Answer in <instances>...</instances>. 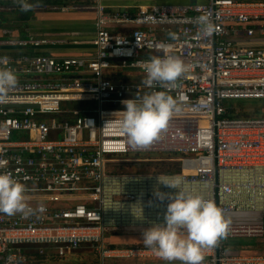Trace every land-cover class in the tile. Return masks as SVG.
Listing matches in <instances>:
<instances>
[{"label": "built area", "instance_id": "built-area-1", "mask_svg": "<svg viewBox=\"0 0 264 264\" xmlns=\"http://www.w3.org/2000/svg\"><path fill=\"white\" fill-rule=\"evenodd\" d=\"M103 1L88 6L95 15L94 37L83 57L37 54L66 44L61 39L0 37V60L7 59L0 68L18 78L8 102L0 104V173L24 184L30 208H45L27 218L0 213V264H29L32 254L62 259L82 249L97 254L101 264H168L145 245L122 247L111 239L118 227L163 223L169 201L155 192L175 195L179 189L158 177L178 181L185 196L214 201L224 216L264 213V118L229 117L238 112L226 105L264 100V47L241 43L264 38V0H193L138 6L133 13L108 11ZM15 8L20 11L16 0H0V11ZM71 8L34 9L68 13ZM203 14L215 29L207 37L196 23ZM15 51L19 55L5 54ZM168 56L179 57L189 72L175 88L145 86L141 62ZM153 91L182 96V110L158 140L132 148L121 132L122 102ZM150 154L177 155L168 161L179 163L180 173L108 171L124 160L110 157ZM238 238H264L263 221L230 223L227 238L205 250L203 264H264V254L224 251L227 241Z\"/></svg>", "mask_w": 264, "mask_h": 264}, {"label": "clouds", "instance_id": "clouds-1", "mask_svg": "<svg viewBox=\"0 0 264 264\" xmlns=\"http://www.w3.org/2000/svg\"><path fill=\"white\" fill-rule=\"evenodd\" d=\"M21 11L34 10L38 3L29 0H16ZM200 35L207 37L214 32V24L208 14L196 18ZM177 39L175 33L169 34ZM7 59L0 60V64ZM146 76L142 83L149 87L159 85L163 88H175L177 81L189 72L190 66L176 56L164 58L151 57L142 61ZM18 84L16 74L8 68H0V104L9 100L8 91ZM183 97L174 98L168 91H153L136 99H127L122 103L121 132L126 143L132 148L151 145L166 130L174 113L183 107ZM159 182L172 189H179L175 195L155 192L160 200H168L163 223L155 224L143 232L144 245L160 260L172 264H203L205 250L211 249L218 241L228 236L230 221L226 220L223 211L212 200L200 196H185L178 181L163 180ZM25 186L13 178L10 173H0V213L7 215L22 214L25 218L44 212L41 205L32 209L26 203ZM138 219H142V209ZM134 214V213H133Z\"/></svg>", "mask_w": 264, "mask_h": 264}, {"label": "crops", "instance_id": "crops-1", "mask_svg": "<svg viewBox=\"0 0 264 264\" xmlns=\"http://www.w3.org/2000/svg\"><path fill=\"white\" fill-rule=\"evenodd\" d=\"M79 1L80 0H72L71 2L69 0L67 6H69V8H71L70 6H72V8L68 13L52 12L49 10L43 11L38 9L24 12L21 10L18 11L16 10V8L12 12H6L14 13V15L19 19L17 23H4L0 28V37H26L31 35L37 37H47L50 39H61L65 41L66 44L48 47L46 49H43L41 52H44V55H51L53 57L59 58L77 56L83 57L86 55V53L92 50V47L88 42H90L94 37L95 15L91 9H88L89 13H84V10L79 7L81 5L78 4ZM92 1L93 0H90L89 5L92 4ZM192 1L193 0H104L103 4L107 7L108 11L111 10L118 13H133L135 11V8L138 6H149L155 4H187ZM43 5L47 6L51 4ZM1 12L4 13L3 11ZM0 18L2 20V16ZM30 18H33L35 24L29 22ZM69 22H71L72 24L68 25L67 23ZM73 23H78V25H76V27H73ZM82 27L86 29L84 30V35L87 37V39L85 40L81 39L82 34L79 33V30ZM21 31H23V34L20 33ZM241 43L242 45L249 47H264V38H259L256 36L255 38L244 40ZM15 53L19 55V52L15 51ZM49 254L52 255L51 253ZM30 260V264L36 263L33 257H31Z\"/></svg>", "mask_w": 264, "mask_h": 264}, {"label": "rangeland", "instance_id": "rangeland-1", "mask_svg": "<svg viewBox=\"0 0 264 264\" xmlns=\"http://www.w3.org/2000/svg\"><path fill=\"white\" fill-rule=\"evenodd\" d=\"M65 2H69V0H63ZM75 1V0H73ZM78 4H81L79 7L84 10V13H89L88 6L90 4V0H80ZM68 5V4H66ZM2 20L4 23L16 22L18 21V17L11 13H2ZM29 22L35 24L33 18L29 19ZM68 22V21H67ZM71 25L72 23H67ZM66 25V24H65ZM78 25V23H73V27ZM46 26V25H44ZM85 26V24H84ZM49 27V26H47ZM49 29V28H47ZM84 27L80 28L79 33L82 34V40L87 39L84 35ZM84 35V36H83ZM84 42V41H83ZM86 44V43H85ZM117 76H120L118 74ZM226 105L233 109L235 112H238L240 115L239 118H264V100H231L226 102ZM18 139L17 137L14 140ZM128 158V159H127ZM171 158H178L175 154H150V155H127V156H113L110 159L122 160V162L108 166V171L111 169V174L113 175H167V174H179L181 170V165L175 162H169L168 160ZM226 220H229L230 223H256L263 221L264 222V213L255 212V213H231L224 216ZM146 229L134 228L133 230L129 227H118L115 236L121 237L122 240H117V242H113L116 244L130 245L132 241H130V237L143 235V232ZM122 234V235H121ZM113 234H109L111 236ZM114 241V240H112ZM123 241V243H122ZM257 243L264 245V238L256 240ZM136 243V242H135ZM264 252V251H263ZM229 254V253H227ZM243 254H256V253H243ZM263 254V253H258ZM43 257L40 260L35 259L36 263L34 264H101L100 258L97 254L90 250H80L68 257L65 258H57L50 254H46L41 256ZM107 264H128L129 261H107Z\"/></svg>", "mask_w": 264, "mask_h": 264}, {"label": "trees", "instance_id": "trees-1", "mask_svg": "<svg viewBox=\"0 0 264 264\" xmlns=\"http://www.w3.org/2000/svg\"><path fill=\"white\" fill-rule=\"evenodd\" d=\"M72 2V0H70ZM34 3H38V5H43V4H51V5H60V4H68L69 2H65L63 0H35ZM43 3V4H42ZM14 14V13H11ZM18 14V13H16ZM2 15V12L0 11V17ZM3 26V20H1L0 18V28ZM23 31H21L20 33H22ZM24 36V35H22ZM5 37V36H4ZM8 56H11L13 54H17V53H5ZM37 54H45L44 52H37ZM240 114H228L229 117H237L239 118ZM190 171H187L186 173H189ZM264 223V222H263ZM112 240H114L113 242H117V240H122L121 237L118 236H113L111 238ZM130 241H132L131 244H133L134 242H136L137 244L140 245H144L143 243V239H142V235H137V236H132L129 238ZM135 244V243H134ZM224 251L226 253H229L228 255H236V254H243V253H263L264 254V245L257 243L256 239H245V238H238V239H233V240H229L225 243V247H224ZM29 260L31 259V257H37V260L42 259L43 255H39V254H32L29 255ZM31 261V260H30ZM30 264V263H29Z\"/></svg>", "mask_w": 264, "mask_h": 264}, {"label": "bare ground", "instance_id": "bare-ground-1", "mask_svg": "<svg viewBox=\"0 0 264 264\" xmlns=\"http://www.w3.org/2000/svg\"><path fill=\"white\" fill-rule=\"evenodd\" d=\"M125 226H128V225H125ZM135 226V225H134ZM131 227H133V226H131Z\"/></svg>", "mask_w": 264, "mask_h": 264}]
</instances>
